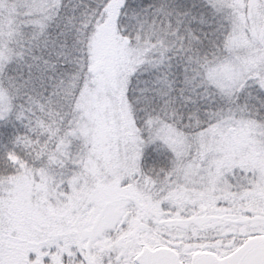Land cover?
Segmentation results:
<instances>
[{
  "label": "snow or ice",
  "instance_id": "6c2138e0",
  "mask_svg": "<svg viewBox=\"0 0 264 264\" xmlns=\"http://www.w3.org/2000/svg\"><path fill=\"white\" fill-rule=\"evenodd\" d=\"M0 264H264V0H0Z\"/></svg>",
  "mask_w": 264,
  "mask_h": 264
}]
</instances>
